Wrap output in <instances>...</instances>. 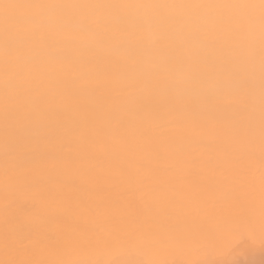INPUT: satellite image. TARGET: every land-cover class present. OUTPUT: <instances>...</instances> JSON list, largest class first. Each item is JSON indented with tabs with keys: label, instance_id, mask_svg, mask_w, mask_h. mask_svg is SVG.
I'll return each mask as SVG.
<instances>
[{
	"label": "snow or ice",
	"instance_id": "6c2138e0",
	"mask_svg": "<svg viewBox=\"0 0 264 264\" xmlns=\"http://www.w3.org/2000/svg\"><path fill=\"white\" fill-rule=\"evenodd\" d=\"M162 161L212 179L193 200ZM257 238L264 0H0V264H217Z\"/></svg>",
	"mask_w": 264,
	"mask_h": 264
},
{
	"label": "bare ground",
	"instance_id": "6f19581e",
	"mask_svg": "<svg viewBox=\"0 0 264 264\" xmlns=\"http://www.w3.org/2000/svg\"><path fill=\"white\" fill-rule=\"evenodd\" d=\"M151 37H145L146 45L150 43ZM161 48L163 51L170 57H175L177 55V46L173 44L171 41L162 40ZM210 53L215 52L214 48L209 49ZM101 70H104V66H102ZM95 98V95H90L84 97L79 107L81 109H88L90 107L91 100ZM158 102H151L152 105H156ZM227 101H222V104L227 107ZM230 115L226 112V116ZM131 119V115L127 112H116L113 114L111 118V125L113 128L119 127L121 125L126 126L128 121ZM178 148H181L185 153H190L191 148L189 145H177ZM162 171L160 176L158 177L159 181L165 185L168 184H176L178 178L183 179L186 183L179 185L180 189L186 192L190 197L195 200L199 197V194L203 188V186L212 179L210 173L201 172L195 168L185 167L183 170H177L175 168H171L167 166L166 161H162ZM78 183V181H77ZM65 192L69 195H73L71 185L65 188ZM201 227L205 229H211V224L206 223L201 225ZM264 243H261L259 238H257L254 242H231L225 245L221 250L215 252L211 259L217 262V264H234L233 262L236 260H240L243 263L248 264H263L264 258ZM263 260H262V259ZM235 259V260H234ZM259 260H262L259 263ZM232 261V263H231ZM238 261L237 263H239ZM246 261V262H245ZM242 263V264H243ZM240 264V263H239Z\"/></svg>",
	"mask_w": 264,
	"mask_h": 264
},
{
	"label": "rangeland",
	"instance_id": "374dc122",
	"mask_svg": "<svg viewBox=\"0 0 264 264\" xmlns=\"http://www.w3.org/2000/svg\"><path fill=\"white\" fill-rule=\"evenodd\" d=\"M262 258H264V257H262ZM262 258H261V259H262ZM234 260H235V259H234ZM262 260H263V259H262ZM262 260H259V263H260ZM238 261H240V260L238 259V260H236V262L234 261L233 263H234V264H239V263L242 264V263L244 262V260H243V262L240 261L239 263H237ZM245 262H246V261H245ZM231 263H232V261H231ZM228 264H230V263H228ZM243 264H245V263H243ZM246 264H248V263H246ZM257 264H258V262H257ZM261 264H262V262H261ZM263 264H264V260H263Z\"/></svg>",
	"mask_w": 264,
	"mask_h": 264
}]
</instances>
